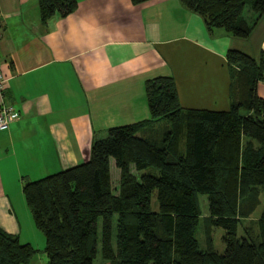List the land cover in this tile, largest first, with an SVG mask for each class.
Returning a JSON list of instances; mask_svg holds the SVG:
<instances>
[{"label":"trees","instance_id":"trees-1","mask_svg":"<svg viewBox=\"0 0 264 264\" xmlns=\"http://www.w3.org/2000/svg\"><path fill=\"white\" fill-rule=\"evenodd\" d=\"M179 2L208 31L238 39L249 38L264 17V0ZM39 8L46 23L73 13L77 2L39 0ZM226 61L228 111L184 109L172 78L150 79L144 85L148 121L110 128L84 162L24 181V199L44 236L45 264H264V99L256 92L264 59L231 49ZM161 121L165 126L157 129ZM111 160L120 172L117 194ZM200 195L207 197L208 227L224 231L221 254L210 232L206 250L196 239ZM261 199L259 218L245 227ZM37 253L0 228V264H30Z\"/></svg>","mask_w":264,"mask_h":264},{"label":"crops","instance_id":"crops-1","mask_svg":"<svg viewBox=\"0 0 264 264\" xmlns=\"http://www.w3.org/2000/svg\"><path fill=\"white\" fill-rule=\"evenodd\" d=\"M76 2L42 23L39 0H0V99L19 116L0 131V228L13 235L24 181L84 162L110 128L150 119L146 81L170 77L182 108L226 112L227 51L264 59V17L244 40L208 31L179 0ZM256 92L264 99V78Z\"/></svg>","mask_w":264,"mask_h":264},{"label":"rangeland","instance_id":"rangeland-1","mask_svg":"<svg viewBox=\"0 0 264 264\" xmlns=\"http://www.w3.org/2000/svg\"><path fill=\"white\" fill-rule=\"evenodd\" d=\"M244 16L246 19H251L253 17V12L251 11L250 7H246ZM163 124H159L156 128L160 129L164 125V121H161ZM146 172V171H145ZM132 173L136 175V171L132 168ZM110 174H111V183L114 190V193H118V185H119V177L120 172L119 169L115 167L114 161H110ZM199 206L201 210V219L199 225L196 230V239L199 243V246L202 250H206L207 248V238L208 236L211 238V244L213 249L218 253H222L224 250V246L222 244V237L224 235V231L221 228L216 227H208L207 217H208V203L207 197L205 195H200L199 197ZM15 213L17 215V220L21 226V234L19 240L23 244H29L34 249L38 251L37 256L32 260L36 261V264H45L46 263V256L44 254V247H45V240L44 236L35 226L31 210L29 209L26 201L24 199L23 207L22 204L13 205ZM152 206L155 207V202L152 203ZM263 209V201L261 199V204L258 206L254 214L250 216L249 219L244 221V226L247 228L253 227V221L257 220L262 212ZM115 222L116 216H114V232H113V244L115 245ZM207 232H210V235L207 236ZM242 232L241 229L239 230L238 236H241Z\"/></svg>","mask_w":264,"mask_h":264},{"label":"built area","instance_id":"built-area-1","mask_svg":"<svg viewBox=\"0 0 264 264\" xmlns=\"http://www.w3.org/2000/svg\"><path fill=\"white\" fill-rule=\"evenodd\" d=\"M8 78L0 71V96L4 94ZM18 113L11 105H6L0 99V131H5L9 126L18 120Z\"/></svg>","mask_w":264,"mask_h":264}]
</instances>
